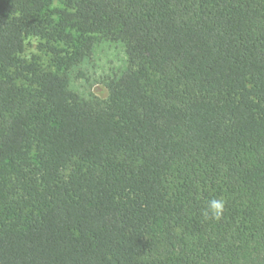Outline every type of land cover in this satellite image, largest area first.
Instances as JSON below:
<instances>
[{"label":"trees","instance_id":"1","mask_svg":"<svg viewBox=\"0 0 264 264\" xmlns=\"http://www.w3.org/2000/svg\"><path fill=\"white\" fill-rule=\"evenodd\" d=\"M0 264H264V0H0Z\"/></svg>","mask_w":264,"mask_h":264},{"label":"rangeland","instance_id":"2","mask_svg":"<svg viewBox=\"0 0 264 264\" xmlns=\"http://www.w3.org/2000/svg\"><path fill=\"white\" fill-rule=\"evenodd\" d=\"M54 5L58 6L57 3ZM23 58L29 61L36 60L43 67H50L52 63L51 54H49L46 49L41 48V41L36 38H29L27 40L26 51L23 54ZM91 91L100 99H107L109 96V91L103 84H94Z\"/></svg>","mask_w":264,"mask_h":264},{"label":"clouds","instance_id":"3","mask_svg":"<svg viewBox=\"0 0 264 264\" xmlns=\"http://www.w3.org/2000/svg\"><path fill=\"white\" fill-rule=\"evenodd\" d=\"M223 207H224V204L222 200L213 199L210 201L208 210L206 211L205 215L207 216L208 211H210L213 214V216L218 218L223 210Z\"/></svg>","mask_w":264,"mask_h":264}]
</instances>
